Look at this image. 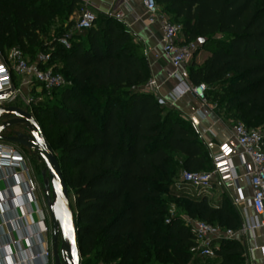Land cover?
<instances>
[{"label":"trees","instance_id":"trees-1","mask_svg":"<svg viewBox=\"0 0 264 264\" xmlns=\"http://www.w3.org/2000/svg\"><path fill=\"white\" fill-rule=\"evenodd\" d=\"M77 2L0 0V48L31 60L48 54L39 66L70 81L56 89L58 102L31 110L71 195L80 264H187L196 243L185 217L236 231L239 215L175 190L181 171H210L211 159L196 128L145 88V51L119 20L97 17L70 33L69 47L60 37L41 41L54 19L72 26ZM156 2L180 25L183 43L198 44L192 59L209 50L202 64L189 66L187 82L204 84L206 102L231 124L264 125V0ZM169 203L178 208L172 217ZM214 254L215 264H246L234 238L219 241Z\"/></svg>","mask_w":264,"mask_h":264},{"label":"crops","instance_id":"crops-1","mask_svg":"<svg viewBox=\"0 0 264 264\" xmlns=\"http://www.w3.org/2000/svg\"><path fill=\"white\" fill-rule=\"evenodd\" d=\"M158 6L159 9L162 8L161 5ZM84 8L93 9L98 18L106 16L107 13L120 14L118 20L145 51L151 72L149 81L154 82L152 87L146 85L145 88L157 99L164 100L165 106L179 112L196 128L208 150L212 167V156L224 144L230 146V161L237 175L236 180L228 186L213 182L204 197L211 204L230 205L237 211L241 225L234 231L233 238L244 247L246 264H264V228L253 230L252 234L241 231L242 225L246 226L254 220V213L249 206L252 192L245 178L250 164L247 160L243 161L238 154L239 150L232 138L231 122L223 114H218L213 104L203 102L191 93L175 96L176 90L181 86L175 78L167 76V73L172 71V67L159 56L161 36L159 23L151 25L146 23L140 0H78L69 20L75 22ZM183 40L184 37L180 34L177 41L183 43ZM208 54L207 49L199 50L194 59H190L180 67L179 72L187 80L189 66L192 63L202 64ZM6 173L7 171H0V264L14 261H19L16 264H53V258H45L43 255L44 251H51V222L48 211L46 212L43 207L40 193L37 191L34 201L27 193L18 195L16 182L5 179ZM26 177L32 178L28 170ZM175 190L197 196V191L190 186H175ZM240 195L243 201L236 205L233 200ZM190 261L191 264H215L214 257H202L199 253L192 254Z\"/></svg>","mask_w":264,"mask_h":264},{"label":"built area","instance_id":"built-area-1","mask_svg":"<svg viewBox=\"0 0 264 264\" xmlns=\"http://www.w3.org/2000/svg\"><path fill=\"white\" fill-rule=\"evenodd\" d=\"M144 8L145 21L151 25L159 23L160 36V57L164 58L172 67V71L167 73L169 78H175L181 86L176 90L175 96L179 97L186 93H191L201 101L205 102L206 86L204 84L191 85L179 72L180 67L192 59L194 52L197 49V43H179L177 41L181 27L179 24L170 20L159 9L156 0H140ZM106 16L120 19V14L107 13ZM97 15L93 9L84 8L78 19L74 23V29L82 31L91 28ZM70 33H66L60 39V42L69 47L68 38ZM36 63L28 65L23 58L22 52L18 48H13L9 51V60L15 63V74H23L32 77L44 90L52 91L61 87L70 85L60 73L53 71L52 68L42 69L39 64H45L49 60V55L39 53L36 56ZM11 70L7 69L0 61V94L8 96L2 90L8 88L11 81ZM153 81H149L147 86L152 87ZM160 104L165 105V101L158 99ZM33 99L25 101L24 109L27 110ZM22 108V107H21ZM30 111V110H28ZM31 112V111H30ZM232 138L238 148L239 156L244 161L247 160L250 164L249 169L245 173V178L251 189V197L249 206L254 213V220L245 225H242L241 231H247L251 234L253 230L264 228V130L258 128L247 127L241 122L232 124ZM231 148L224 144L219 151L212 156L213 167L210 171L191 172L183 170L180 173V182L182 185L190 186L197 192V196L206 195V192L211 189L213 182L230 185L236 180L237 175L230 161ZM0 171H7L5 179H12L16 182L15 187L18 189V195L27 193L32 196V200L36 199L37 186L34 182L26 177L27 169L24 167L23 157L11 146V143L0 141ZM178 187L179 184L176 183ZM236 205L240 204L243 199L240 195L234 198ZM27 215H29L27 213ZM185 224L188 226L192 234L196 246L191 249V252L199 253L202 257H215L214 245L223 239H231L235 232L230 229L221 228L218 225H213L208 222L185 217ZM46 231V230H44ZM45 258H52L51 251H44ZM19 261H14L8 264H16ZM46 264V263H45Z\"/></svg>","mask_w":264,"mask_h":264},{"label":"water","instance_id":"water-1","mask_svg":"<svg viewBox=\"0 0 264 264\" xmlns=\"http://www.w3.org/2000/svg\"><path fill=\"white\" fill-rule=\"evenodd\" d=\"M205 38H199L203 44ZM10 118L0 123V141L21 146L37 153L44 163L41 171L42 193L51 222V253L53 264H80L78 229L71 195L53 149L33 114L17 105H0V116ZM15 125L25 130L6 131Z\"/></svg>","mask_w":264,"mask_h":264},{"label":"rangeland","instance_id":"rangeland-1","mask_svg":"<svg viewBox=\"0 0 264 264\" xmlns=\"http://www.w3.org/2000/svg\"><path fill=\"white\" fill-rule=\"evenodd\" d=\"M162 10V8L160 7ZM163 12V11H162ZM166 16L169 17V15L166 12H163ZM72 26L70 28L66 27L65 24H61L60 19H54L50 22L49 25L46 26L44 31L41 34V41L44 43L49 44L50 42L54 41L55 39L62 38V36L66 33H75L76 30L73 28L74 21L71 20ZM70 31V32H67ZM61 43V42H60ZM24 60L27 62L28 65H32L36 63V59H32L28 55H23ZM0 61L2 64L9 70H11V81L9 87L4 91L5 94H7V98L3 101H0L1 106H8V105H17L19 107L24 108L25 101L27 99H33V102L27 107V110H31V106L35 103L44 102L48 105H53L56 102H58V95L59 92L54 89L52 91H46L44 90L36 81L33 80L32 77H29L27 75H21V74H15L14 67L15 63L12 60H9V51H5L4 49L0 48ZM68 81V80H67ZM9 115H2L0 116V123L3 120H6L10 118ZM44 126V124L42 125ZM252 128H258L262 131L264 130V125H258L257 127ZM10 130H16V131H26L24 126L21 125H15L12 128L8 129L6 133H9ZM11 146L23 157L24 160V167L31 172V181L34 182L37 186V191L41 195V199H43V207L45 211L47 212L46 203L44 200V196L42 193V177H41V171L44 169V163L39 158L37 153L32 152L28 149H25L21 146L11 144ZM32 166V168H31ZM177 184L179 186L182 185L180 182V174L178 175L176 179ZM166 198V196H164ZM169 209V217L174 216L178 213V208L175 203H169L168 205ZM48 213V212H47ZM145 252L149 251L148 247L145 248ZM150 253V252H148ZM98 264H102L99 262ZM143 264H149V262H144ZM187 264H191V261H189Z\"/></svg>","mask_w":264,"mask_h":264},{"label":"bare ground","instance_id":"bare-ground-1","mask_svg":"<svg viewBox=\"0 0 264 264\" xmlns=\"http://www.w3.org/2000/svg\"><path fill=\"white\" fill-rule=\"evenodd\" d=\"M7 88H3L2 90L5 91ZM3 93L0 94V101H3L7 98V96H1Z\"/></svg>","mask_w":264,"mask_h":264}]
</instances>
